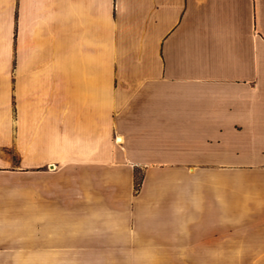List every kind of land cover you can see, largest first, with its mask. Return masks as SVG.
Listing matches in <instances>:
<instances>
[{
	"label": "crops",
	"instance_id": "1",
	"mask_svg": "<svg viewBox=\"0 0 264 264\" xmlns=\"http://www.w3.org/2000/svg\"><path fill=\"white\" fill-rule=\"evenodd\" d=\"M0 264H264V0H0Z\"/></svg>",
	"mask_w": 264,
	"mask_h": 264
},
{
	"label": "bare ground",
	"instance_id": "2",
	"mask_svg": "<svg viewBox=\"0 0 264 264\" xmlns=\"http://www.w3.org/2000/svg\"><path fill=\"white\" fill-rule=\"evenodd\" d=\"M116 140H117V142L121 141L122 140L121 136H117V139ZM50 168H53V165L52 164L50 165Z\"/></svg>",
	"mask_w": 264,
	"mask_h": 264
},
{
	"label": "rangeland",
	"instance_id": "3",
	"mask_svg": "<svg viewBox=\"0 0 264 264\" xmlns=\"http://www.w3.org/2000/svg\"><path fill=\"white\" fill-rule=\"evenodd\" d=\"M116 139H117V137H115V140H114L115 142H117V140H116ZM108 142H109V141H108ZM106 143H107V142H106ZM106 146H107V145H106Z\"/></svg>",
	"mask_w": 264,
	"mask_h": 264
},
{
	"label": "trees",
	"instance_id": "4",
	"mask_svg": "<svg viewBox=\"0 0 264 264\" xmlns=\"http://www.w3.org/2000/svg\"><path fill=\"white\" fill-rule=\"evenodd\" d=\"M136 185H138V181L136 182Z\"/></svg>",
	"mask_w": 264,
	"mask_h": 264
}]
</instances>
